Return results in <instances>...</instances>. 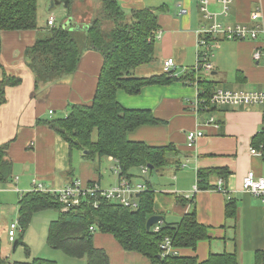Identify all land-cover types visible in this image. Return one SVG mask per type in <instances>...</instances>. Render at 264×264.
<instances>
[{
    "label": "crops",
    "instance_id": "crops-1",
    "mask_svg": "<svg viewBox=\"0 0 264 264\" xmlns=\"http://www.w3.org/2000/svg\"><path fill=\"white\" fill-rule=\"evenodd\" d=\"M120 2L128 12L143 7L159 9L155 58L151 64L138 68L136 74L145 77L161 75L165 73L164 60L170 57L176 62L174 72L179 77L193 68L190 66L197 61L199 50L197 31L211 24L201 11V0ZM84 3L85 0L76 3L69 17L72 25L87 23L93 15L92 4ZM38 5L37 29L2 32L0 79L5 71L23 79L19 86L7 88V102L0 107V145L8 144L7 158L13 164L12 181L0 183L2 241V233L8 234L12 222L7 220V208L10 212L13 206L19 210V199L31 190L34 180L50 190H57L76 178L85 184L96 181L104 188L116 185L121 179L116 172L118 163L112 156L87 159L83 156L84 151L71 149L66 140L43 122L66 116L71 104L92 103L103 56L98 51L87 49L76 72L36 90L35 76L27 65L25 50L46 34L49 28L47 20L52 12H45L46 18H43L39 0ZM209 7L215 12L222 10L219 0H209ZM256 11L261 12V17L254 19ZM218 19L224 25L259 24L264 27V0H233L229 13L219 15ZM262 39V35L258 40H229L220 36L219 43L212 50L213 70L196 74L195 78L202 76L213 81L214 89L264 90V55L259 61L254 59L255 49L262 44ZM199 89L192 81L180 79L167 85L145 86L136 95L120 90L117 98L124 107L151 110L157 119L163 121L140 126L130 132L131 140L144 141L152 146L174 147L167 165L157 170L164 175L165 181L155 188L149 177L147 180L155 192L154 214L162 215L165 224L176 223L195 207L198 222L209 227V239L199 241L196 249L179 248V254L195 255L203 261L211 253L227 251L236 253L241 264H255L256 251L264 250V206L260 199L244 190L243 178L250 170L264 176V156L250 153L254 137L264 131V105L248 108L221 105L213 106L212 112L204 110L197 113L191 105L195 103ZM211 117L215 120L211 121ZM189 130L203 132L193 146L187 143ZM202 169H224L228 175L224 178L218 172H211L208 181L214 188L194 191L198 171ZM138 173L131 179L146 183L141 180L144 176L142 170ZM221 178L227 192L217 189ZM177 197L184 198L186 204L178 202ZM228 197L238 202L236 218L226 216ZM10 200L14 202L10 203ZM55 215L50 216L52 220L56 219ZM94 244L105 249L111 264H153L139 252L124 250L112 234L95 232ZM13 250L16 249L13 247ZM68 258L58 256L56 261L58 264H87V257Z\"/></svg>",
    "mask_w": 264,
    "mask_h": 264
},
{
    "label": "trees",
    "instance_id": "trees-1",
    "mask_svg": "<svg viewBox=\"0 0 264 264\" xmlns=\"http://www.w3.org/2000/svg\"><path fill=\"white\" fill-rule=\"evenodd\" d=\"M99 2V10L87 24L72 25L67 24V20L61 24L56 23L33 46L26 48L25 57L27 65L34 73L36 90H41L76 72L82 54L87 49L102 54L103 64L92 103L71 104L66 116L43 122L66 140L71 149L84 151L83 156L87 159L112 156L121 168L120 176L131 179L135 176L133 170H141L143 166H152L153 168L149 167V172L154 169L162 170L174 147L152 146L144 141L131 140L130 132L140 126L156 125L163 121L157 119L151 110L124 107L118 101V91L136 95L148 85H167L180 79L196 84L197 80L200 88L198 96L209 98L214 82L202 76L195 78L196 72L193 68L188 69L181 77L174 70L150 77L136 74L138 68L151 64L155 58V38L160 27L159 9L143 7L128 12L120 0ZM74 4L75 0H68L66 18L73 12ZM38 9V0H0V53L3 31L34 30L39 27ZM22 81V77L4 72L0 79V107L7 102V88L19 86ZM214 109L215 107H211L205 111L212 112ZM262 142L264 143V131L254 137L252 145L258 146ZM7 148L8 144L0 145V183L12 181L13 164L7 158ZM211 172H218L224 178L228 175L224 169L199 170L198 190L214 188L208 181ZM145 184L147 190L139 195L137 209L103 198L99 199V205L95 207L92 198H85L80 205L64 211L55 193L29 190L21 195L18 202L21 236L35 213L56 208L59 215L49 223L47 244L72 257H87V264H111L105 249L94 244V233L97 231L112 234L124 250L139 252L153 264H241L236 253L227 251L211 253L203 261L195 255L171 254L162 257L160 243L165 236L172 237L177 248L196 249L199 241L210 238L209 227L198 222L194 207L179 222H161L160 231H154V226L148 231L146 223L154 215L155 192L150 182ZM176 199L186 204L184 198ZM225 213L228 218L237 217V200L228 197ZM20 243L22 238L18 237L14 242V249ZM0 264L58 262L43 257L11 262L4 256L0 237ZM255 264H264V250L256 251Z\"/></svg>",
    "mask_w": 264,
    "mask_h": 264
},
{
    "label": "built area",
    "instance_id": "built-area-1",
    "mask_svg": "<svg viewBox=\"0 0 264 264\" xmlns=\"http://www.w3.org/2000/svg\"><path fill=\"white\" fill-rule=\"evenodd\" d=\"M222 5L221 12L212 11L209 7V0H201V11L204 17L211 21L210 25L202 26L197 33L199 34L198 40V56L196 65L193 70L196 74L210 73L213 70V63L211 62V56L213 55L214 46L219 43L220 36L229 40H258L262 35V44L255 49L254 59L260 60L264 55V27L261 25L249 26L247 24L236 25H224L219 21V15H227L233 0H219ZM261 17V12L256 11L253 14V18L257 19ZM57 22V17L52 12L47 20L49 27H54ZM176 67L174 58L170 57L164 60L165 72H170ZM197 85V80H196ZM199 95V94H198ZM231 105V106H243L251 107L253 105H264V90H232V89H214L212 90L209 98L197 97L195 103L191 105L194 112H203L210 109L213 106ZM211 121L215 118L211 117ZM203 135L200 130H189L186 133L188 146H193L197 139ZM250 153L256 156H264V143H260L258 146L252 145L250 147ZM149 167L143 166V175L148 173ZM120 166L116 167V172L120 173ZM243 188L249 192L252 196L261 200L264 206V176H259L255 171L250 170L243 178ZM217 189L222 192H227L226 187L223 185V178L220 179ZM31 190L37 191H50L57 195L58 201L62 204V209L68 211L73 207L81 204V200L85 198H92L94 200V206L99 205V199H107L117 204L124 205L131 209H137L139 207V197L143 191L147 190L145 183L134 181L130 178L121 177L120 181L113 186L104 188L98 182L83 183L81 179L76 178L65 187L57 190L47 189L42 183H38L34 180ZM196 185L194 191H197ZM153 230L158 232L161 229L160 223L153 225ZM19 224L16 221H12L8 228V238L11 243L17 240V232L19 230ZM93 230V227L90 228ZM161 256L166 257L168 255H178L179 248L174 246L173 239L170 236H165L160 243Z\"/></svg>",
    "mask_w": 264,
    "mask_h": 264
},
{
    "label": "rangeland",
    "instance_id": "rangeland-1",
    "mask_svg": "<svg viewBox=\"0 0 264 264\" xmlns=\"http://www.w3.org/2000/svg\"><path fill=\"white\" fill-rule=\"evenodd\" d=\"M80 1L81 0H75V4L73 5V9H75L76 3L80 2ZM39 2L42 5L43 18H46L45 12L52 10V12L57 17V22H56L57 24H61L64 21L65 15H67L66 14L67 8H65L63 4L56 5L51 9L53 0H39ZM85 3L88 4V6H90L89 3H91L93 6L92 7L93 8V15H91L90 18L88 19V20H91V17H93L97 13V11L99 10L98 7H99L100 2H99V0H92V1L91 0H85ZM84 10H85V7H84ZM66 20L70 24H72L71 18L70 19L67 18ZM81 23L83 24V22H81ZM85 24H87V23H84L83 25H85ZM221 43H220V45H221ZM216 53H217V50H216ZM196 62L197 61H193L191 63L190 67H192V65L194 67L196 65ZM94 136H95V134H94ZM139 170L138 169L133 170L135 175H139V173H138ZM148 177H149L152 185L155 188H159V186L162 184V182L165 181L164 175H161L155 169L153 171L149 172L147 175L143 176V179H141V180L147 181ZM137 180H140V179L137 178ZM9 202L12 203V202H14V200H10ZM4 207H6V206L4 205ZM54 214H56L55 218H57V216L59 214V210H57L56 208H52V209H46V210H42L40 212L35 213L30 224H29V226H28V228H27V230L23 234V236H21V229H19L20 233L18 230L17 238H18V233H19V235H20L19 237L22 238V243H20L18 245V247L16 248L15 251L13 250L14 242L11 243L9 241L7 232L2 233L4 255L6 254L11 262L16 261V260H31L35 257H43V258H47V259H51V260H57L58 256L59 257H65V258L70 257V256H67L66 253L64 254L63 251L53 249L47 244V236L45 238V234L48 231L49 223L52 220V218L50 216L54 215ZM7 220L9 222L11 220L18 222V207L13 206L12 212H10V210L7 208ZM27 250H29V252Z\"/></svg>",
    "mask_w": 264,
    "mask_h": 264
},
{
    "label": "water",
    "instance_id": "water-1",
    "mask_svg": "<svg viewBox=\"0 0 264 264\" xmlns=\"http://www.w3.org/2000/svg\"><path fill=\"white\" fill-rule=\"evenodd\" d=\"M59 4H63L64 7H68V0H53L52 2V7L51 9L56 6V5H59ZM69 22H67L68 24ZM66 24V25H67ZM65 25V26H66ZM87 152V151H86ZM150 168H153L152 166H149ZM163 222V216L162 215H158V214H154L152 216H150L147 220V223H146V228L148 231L151 230L152 226L155 225V224H158V223H161ZM161 257V256H160Z\"/></svg>",
    "mask_w": 264,
    "mask_h": 264
}]
</instances>
